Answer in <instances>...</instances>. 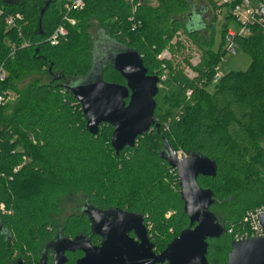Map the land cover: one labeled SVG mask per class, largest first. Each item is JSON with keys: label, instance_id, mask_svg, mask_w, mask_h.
I'll list each match as a JSON object with an SVG mask.
<instances>
[{"label": "trees", "instance_id": "trees-1", "mask_svg": "<svg viewBox=\"0 0 264 264\" xmlns=\"http://www.w3.org/2000/svg\"><path fill=\"white\" fill-rule=\"evenodd\" d=\"M66 1L52 0L41 35L38 20L46 0H0V75L1 68L6 73L0 93L17 96L0 103V204L5 206L0 209V264L19 259L40 264L57 229L67 236L90 234L89 218L78 208L63 221L54 218L62 209L49 198L62 186L81 191L80 203L142 213L156 251H163L190 225L177 171L161 156L168 145L217 163L216 175L200 176L198 182L214 192L211 210L225 228L220 238L208 239V261L226 264L236 233L248 227L247 211L264 204V21L234 38L236 49L250 58L248 68L215 82L227 54L230 9L215 50L214 24L209 36L203 34L208 9L198 11L189 0H145L135 10L125 0H84L83 9L71 11ZM206 1L214 14L223 7ZM67 12L75 25L65 21ZM16 13L26 23L9 27L5 17ZM60 24L68 35L52 45L47 38ZM113 44L138 51L148 73L160 77L155 97L160 128L119 155L111 145L113 126L103 124L97 134L90 133L81 105L62 85L85 77L96 51L103 55ZM195 53L201 54L196 64L191 61ZM101 73L107 82L126 83L108 62ZM69 256L65 264H74V254Z\"/></svg>", "mask_w": 264, "mask_h": 264}, {"label": "water", "instance_id": "water-1", "mask_svg": "<svg viewBox=\"0 0 264 264\" xmlns=\"http://www.w3.org/2000/svg\"><path fill=\"white\" fill-rule=\"evenodd\" d=\"M17 1L4 0L5 3ZM51 2L46 0L39 15L38 31L41 35L45 33L43 20ZM111 46L104 48L107 51L102 59L94 62L85 77L62 85L81 105L90 133L97 134L103 124L113 126L111 145L119 155L126 147L133 148L140 136L154 127L160 128L155 119V97L159 92L160 77L148 73L138 51L122 44ZM107 62L126 80L125 84L103 79L101 66ZM90 74H95L97 79L83 81ZM161 156L177 171L184 212L190 225L174 237L163 251L157 252L142 213L118 207L98 209L90 204L84 213L89 218L92 232L101 236V245L93 246L82 235L73 239L58 237L45 248L52 247L54 264L66 263V252L78 249L84 252V256L76 264H210L207 258L208 239L220 238L225 228L211 210L215 203L214 192L200 186L198 178L215 176L217 163L197 152L180 158L171 145ZM260 221L264 230L263 216ZM132 231L136 237L130 236ZM46 250L40 264H48ZM15 264H25V260L19 259ZM226 264H264V234L233 241Z\"/></svg>", "mask_w": 264, "mask_h": 264}, {"label": "built area", "instance_id": "built-area-1", "mask_svg": "<svg viewBox=\"0 0 264 264\" xmlns=\"http://www.w3.org/2000/svg\"><path fill=\"white\" fill-rule=\"evenodd\" d=\"M129 2L133 7V10L136 9L137 5H141L145 0H125ZM219 6H223L226 10H231V14L233 18L240 25V29L235 31L233 28L228 29V34L226 36L227 42L225 44L226 52L235 53L236 52V43L234 38L236 35L246 36L251 32V25L256 22L264 21V2L259 0H215ZM85 6L84 0H67L65 3V8L68 11L73 9H83ZM230 12V11H229ZM3 11L0 10V17ZM25 19L24 15L21 13H16L13 15H9L5 17V20L9 27L17 26V22ZM64 19L66 22L75 25L76 20L74 18L69 17L68 12L65 14ZM68 35V30L65 24H60L55 28L53 33L47 38V40L52 45L59 44L62 40L66 39ZM28 43H24L22 47L28 46ZM15 50L13 51V54ZM218 66L216 68L217 73L214 78V81H218L223 75ZM2 69V74L0 75V79H4L6 76L5 71ZM6 101V94L0 93V103H4ZM178 157H182V155H187L182 151H175ZM0 209L4 210V204H0ZM264 217V204L254 209L247 211L245 215V221L248 223V227H245L244 230L236 233L235 240H247L256 236H262L264 234L263 226L260 221V217Z\"/></svg>", "mask_w": 264, "mask_h": 264}, {"label": "rangeland", "instance_id": "rangeland-1", "mask_svg": "<svg viewBox=\"0 0 264 264\" xmlns=\"http://www.w3.org/2000/svg\"><path fill=\"white\" fill-rule=\"evenodd\" d=\"M191 3V7H196L198 8V11L201 9L203 10L204 8H207L208 10L204 13L205 17L203 18L204 23L206 24L205 27L203 28V34L206 36H209L211 32V25H213L215 29V41H214V49L218 50L221 45L222 41V29H223V23L226 21V8L220 7V9L217 12V20H214V12L210 6V3L206 0H189ZM210 6V7H209ZM24 23H26L25 19L23 20ZM228 27L233 28L235 31H238L240 29V25L237 23L235 19H230L228 20ZM97 31V29H95ZM181 38H185L183 35L180 36ZM107 50H103L102 54L105 53ZM168 51H164V55L169 56L167 53ZM96 57L97 60L102 59V55L99 51H96ZM176 57L179 60H182L184 57L181 56V54L176 55ZM201 59V54L200 53H195L193 55V58H191V61L196 64L199 62ZM250 64V58L249 56L240 48L236 49L235 53H230L228 52L226 54V57L224 60L221 62L219 70L222 74H225L229 71L232 70H245L248 68ZM187 70L189 68L187 67ZM49 77L45 76L42 77L43 80L48 79ZM97 77L95 74H90L88 77L83 79V81H94L96 80ZM26 82V81H25ZM122 84V83H121ZM17 98L15 93H9L8 96H6V102L8 101H14ZM184 152L183 150H179ZM185 153V152H184ZM187 154V153H186ZM66 186H62L60 188H56L52 196H50V201H56L58 205L61 207V212L58 216H55L54 218L57 220L59 219L60 221H63L65 216H67L70 212L74 211L77 209V206L79 205L80 202H82L83 198L85 197L81 191H74V189L70 190L68 187L65 189ZM50 211V210H49ZM48 211V212H49Z\"/></svg>", "mask_w": 264, "mask_h": 264}, {"label": "flooded vegetation", "instance_id": "flooded-vegetation-1", "mask_svg": "<svg viewBox=\"0 0 264 264\" xmlns=\"http://www.w3.org/2000/svg\"><path fill=\"white\" fill-rule=\"evenodd\" d=\"M184 203V202H183ZM90 205V203H79V205H78V209H80L81 211H82V213H84V211H85V209H86V207L87 206H89ZM92 205V204H91ZM213 206V205H212ZM211 206V207H212ZM98 209H107V208H110V207H107V208H100V207H98V206H96ZM114 207H118V206H114ZM118 208H120V209H122V210H126V211H128V212H134V211H131V210H129L128 208H121V207H118ZM136 213H139V212H136ZM85 214V213H84ZM91 230V232H90V234H86V233H83V232H79L78 234H76V235H73V236H67V235H65L64 233H62V231H61V229H57V232H56V235H55V238H53V239H51V240H48L47 242H46V244H45V248H46V246L50 243V242H54L58 237L59 238H63V237H67V238H75L76 236H79V235H82V236H84L85 237V239L86 240H88V241H90V243L93 245V246H100L101 245V241H102V238H101V236H99V235H97V234H94L93 232H92V228L90 229ZM130 234V236H132V237H136L135 236V234H134V232L132 231V232H130L129 233ZM210 239V238H209ZM44 248V251L46 250ZM44 251L42 252V254L44 253ZM46 253H47V263L48 264H54V260H53V251H52V247H49V249L48 250H46ZM70 254H74V264H76V262H77V260L79 259V258H81V257H83L84 256V252L82 251V250H76V251H67L66 252V257H67V261L66 262H68V260H69V258H70ZM42 256V255H41ZM41 256H40V259H41ZM65 264V263H64Z\"/></svg>", "mask_w": 264, "mask_h": 264}]
</instances>
